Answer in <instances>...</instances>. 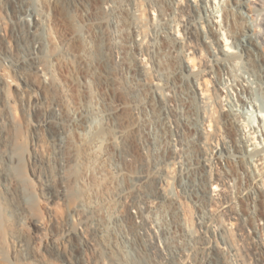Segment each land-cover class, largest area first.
<instances>
[{
    "label": "rangeland",
    "instance_id": "374dc122",
    "mask_svg": "<svg viewBox=\"0 0 264 264\" xmlns=\"http://www.w3.org/2000/svg\"><path fill=\"white\" fill-rule=\"evenodd\" d=\"M28 1L47 18L42 32L44 43L38 55L47 76L43 78L33 69L17 68L14 72L8 68L9 62L0 61V264H116V257L121 260L123 245H130L132 240L139 241L135 232L139 233L140 225L131 213L134 202L139 200L140 204L150 202L151 210H155L163 221L166 252L170 240L177 249L184 247L186 241L181 239L183 236L190 238L187 236L191 231L195 248L189 252L190 264H234L228 253L212 245L215 236L217 240H230L232 233L220 230V234L214 236L207 225L203 224L202 228L197 225L195 215L201 210L206 212L208 207L205 202L208 198L202 190L209 170L200 166L165 179L163 169L156 168L172 152L161 104L152 98L146 102V87L134 88L132 85L133 72L142 78H148L147 74L139 71L134 62L130 64L128 59L125 64L114 62L112 58V49L116 47L122 56H126L122 38L128 34L124 30L134 19L120 8L119 2L127 0H115L113 10H104L102 0H45L46 5L43 0ZM128 1L139 4L144 0ZM8 18L5 11L0 10V29L6 45L13 52L10 29L17 24ZM260 27L264 29V19ZM112 32H115L114 37ZM128 63L133 70L128 71L125 67ZM17 73L32 86L31 100H21ZM177 95L174 101L178 102ZM36 98L41 105L35 103ZM135 102L148 103L146 111L158 117V134L152 143H145L143 132L147 131L148 124L133 111ZM47 104H55L62 119L57 127L64 133L58 145L39 121ZM178 106L182 107L180 103ZM105 113H109V123ZM74 116L76 120H73ZM113 128L122 131L114 145L106 141ZM96 132L101 133L97 135ZM97 137L102 142L95 141ZM180 140L184 155L198 152L199 147L193 142L189 128L182 127ZM110 162L118 163L127 173L112 182L107 175ZM231 168L233 174L237 166ZM133 171L144 172L146 178L120 200H114L117 190L130 186L128 174ZM231 177L234 182L235 178ZM189 183L197 188L190 189ZM192 191L199 196H192L197 200L194 208L189 201ZM236 199L233 196L224 202L233 205ZM79 205L85 209V214L79 215L103 227L102 233L94 225L88 227L85 233L92 244L82 240L75 246L74 237L66 236L64 231L73 227L69 213L75 212ZM146 207L143 214L152 215L153 211ZM259 213L264 219V203L260 205ZM210 216L215 221L223 218L219 212ZM114 217L120 219V232L112 226ZM239 222L253 226L255 221L241 219ZM174 226L177 230H171L168 236V230ZM121 233L126 235L119 237ZM148 245L146 260L158 264L157 251L151 243ZM249 254L242 248L243 264H254ZM174 260L179 262L177 258Z\"/></svg>",
    "mask_w": 264,
    "mask_h": 264
},
{
    "label": "bare ground",
    "instance_id": "6f19581e",
    "mask_svg": "<svg viewBox=\"0 0 264 264\" xmlns=\"http://www.w3.org/2000/svg\"><path fill=\"white\" fill-rule=\"evenodd\" d=\"M43 2L46 5L45 0ZM119 3L120 8L134 22L124 30L128 34L122 38L126 56H122L115 46L112 49L113 61L126 64L125 59H128L130 64L134 62L139 71L148 75L145 79L143 76H135L133 72L132 85L134 88L146 87V102L149 103L152 98L161 104L162 119L168 127L167 142L172 152L160 166H154L163 169L165 179L200 166L205 171L209 170L202 190L208 198L205 201L208 202V207L206 206V212L201 210L200 214L195 215L198 227L207 225L210 228L208 231L211 230L214 236H218L220 230L232 233L230 240L222 237L217 240L215 236L212 245L228 253L234 264H243L242 248L249 251L254 264H264V219L259 213L260 205L264 203V29L260 27L264 19V0H144L139 4L127 0ZM101 7L113 10L116 7L115 0H102ZM0 10L5 11L8 20L17 24L10 29L15 52L6 45L0 29V61L9 62L8 68L11 67L14 72L17 68L33 69L46 78L47 71L38 61L44 43L42 32L45 29L46 15L37 11L28 0H0ZM111 35L114 37L115 32ZM130 64L125 65L128 71L133 70ZM17 76L20 80L17 89L21 100H31L32 86L20 74L17 73ZM176 95L180 98L178 102L174 101ZM146 102H135L133 111L141 115L142 120L148 124L147 131L143 133L145 143L149 144L158 134L156 126L159 124H156L158 117L146 111ZM35 103L41 105L37 98ZM105 115L109 123V113ZM73 120H76L75 116ZM39 121L54 144L58 145L64 131L57 127L62 119L56 105L47 104ZM183 126L189 128L193 142L199 147L194 155H184V146L180 140ZM112 131L106 141L114 145L122 131L119 128H113ZM101 138L104 140V134ZM101 138L97 137L95 141L98 142ZM117 164H107V175L112 182L127 173ZM233 165L237 168L232 174ZM231 176L235 178L234 182ZM128 177L131 180L130 186L117 190L114 200H120L146 175L142 171H133ZM194 187L197 188L195 185ZM194 187L191 185L190 189L194 190ZM194 194L199 198L194 191L191 192V197L188 195L193 208L197 201L192 197ZM233 196L237 198L235 203L232 202L233 205L224 202ZM139 201L134 202V209L131 208L134 221L140 225L139 234L144 237L145 242L149 240L159 257L162 255L165 259L163 250L167 246L162 244L159 247L161 242H157L160 240L157 235L162 234L166 228L159 221L156 233L153 222L143 214L145 205H149L143 201L140 204ZM83 207L79 205L75 212L69 213L67 218L74 225L64 231L66 236L74 237L75 246L82 240L92 244L85 233L92 225L102 233V224L92 219L87 221L83 217ZM215 212L221 213L223 218L213 220L210 215ZM241 219H253L255 222L253 226H249L247 223H240ZM111 223L114 230L121 231L119 218H112ZM152 230L156 237L152 235ZM171 230L176 231V226L168 231L172 233ZM119 235L124 237L126 234ZM188 235L190 238L185 239L183 236L181 239L186 241L182 248L177 249L168 244L167 253L170 252L174 259L177 258L178 263L189 264L192 260L189 259V252L195 248V244L191 242L194 234L190 231ZM210 259L215 260V257L210 256ZM178 263L171 260L170 264Z\"/></svg>",
    "mask_w": 264,
    "mask_h": 264
},
{
    "label": "built area",
    "instance_id": "2783aa9c",
    "mask_svg": "<svg viewBox=\"0 0 264 264\" xmlns=\"http://www.w3.org/2000/svg\"><path fill=\"white\" fill-rule=\"evenodd\" d=\"M148 205H149L148 210L153 211V214L149 215V216L146 214V216L149 219V221L153 222V228H154V230L156 229V233H157V228H159V227H157L159 225V221H161L162 224H164V223L162 220H160L158 213L155 210H151L150 202L148 203ZM131 213H133V210H131ZM154 232L155 231H153V230L151 231L153 236H155ZM162 234L164 235V233H162ZM162 234L160 233L157 235L160 238V240H158L157 242L158 243H159V241L161 242V243H159V247L162 246V244L164 245L165 236L163 237ZM169 234H170V232L168 231V236H169ZM135 236L139 239V241L138 240L137 241L132 240L130 245L129 244L123 245V247L121 249V252H122L121 260L119 259V257H116L115 258L116 264H151V263H148V261L145 258V254L146 255L148 254L146 252L148 245L146 244V242L142 238V236L139 233L137 234V231L135 232ZM171 241L172 240H170V247L171 246L176 247L174 242H171ZM163 251L166 254V258L164 259L162 257V255H160V257L158 256L159 257L158 263L165 264V262H166L167 264H170L171 260H172V262H175L173 256L170 255V252L167 253L165 250H163ZM160 259H162V261H160ZM76 260L78 262V259H76ZM71 263L74 264L73 262H71ZM69 264H70V262H69Z\"/></svg>",
    "mask_w": 264,
    "mask_h": 264
}]
</instances>
